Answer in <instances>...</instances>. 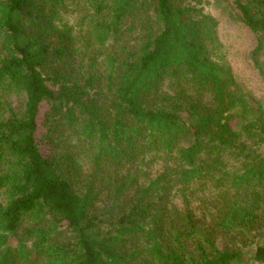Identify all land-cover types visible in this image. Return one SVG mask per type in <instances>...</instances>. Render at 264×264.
Returning a JSON list of instances; mask_svg holds the SVG:
<instances>
[{
    "label": "trees",
    "instance_id": "1",
    "mask_svg": "<svg viewBox=\"0 0 264 264\" xmlns=\"http://www.w3.org/2000/svg\"><path fill=\"white\" fill-rule=\"evenodd\" d=\"M205 1L0 0V264H264V101Z\"/></svg>",
    "mask_w": 264,
    "mask_h": 264
},
{
    "label": "rangeland",
    "instance_id": "2",
    "mask_svg": "<svg viewBox=\"0 0 264 264\" xmlns=\"http://www.w3.org/2000/svg\"><path fill=\"white\" fill-rule=\"evenodd\" d=\"M231 0H206L204 12L218 22V37L221 43V58L232 70L237 80L248 87L255 96L264 101V84L252 69L248 53L254 47L255 40L250 31L231 19ZM72 24L71 17L68 21ZM45 108H43V111ZM41 119V118H40ZM209 193L196 192L192 203L197 216H201L200 202L207 200Z\"/></svg>",
    "mask_w": 264,
    "mask_h": 264
}]
</instances>
